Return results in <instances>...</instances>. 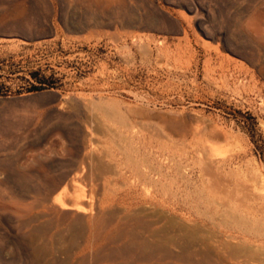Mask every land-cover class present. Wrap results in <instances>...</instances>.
I'll list each match as a JSON object with an SVG mask.
<instances>
[{
    "label": "rangeland",
    "instance_id": "1",
    "mask_svg": "<svg viewBox=\"0 0 264 264\" xmlns=\"http://www.w3.org/2000/svg\"><path fill=\"white\" fill-rule=\"evenodd\" d=\"M0 264H264V0H0Z\"/></svg>",
    "mask_w": 264,
    "mask_h": 264
},
{
    "label": "bare ground",
    "instance_id": "2",
    "mask_svg": "<svg viewBox=\"0 0 264 264\" xmlns=\"http://www.w3.org/2000/svg\"><path fill=\"white\" fill-rule=\"evenodd\" d=\"M213 164H215V163H213ZM209 165H210V163H209ZM144 169H142V167H140V166L137 168V173L141 176V178L146 179V180H150L151 182L155 183L156 185L161 183L160 179L157 180V179L153 178L151 173L148 172V171H145ZM261 179H262V177H261ZM66 194H68V193H66ZM259 194H260V192H259ZM258 197H260V195ZM63 198L64 197H62V199L58 200L61 208L70 209V210H76V211H79V212L82 210L83 202L85 201V199H84V197L82 195H78L77 194V195H74V196L67 197L68 199H63ZM226 206H228V205L225 204V207ZM179 210H181L184 213L185 217L187 218V221L185 220L184 222L181 223V225L179 227L176 228L177 229L176 230L177 231V236H179V238L187 239V241L189 240L190 242L191 241L192 242L195 241V242H197V244L199 243V244H202V245H208V244H210L212 242V240L215 239L213 237L214 233L216 235V232L219 231V235L222 234V235L228 237V239H230V238L231 239H238V240H241V241L244 240V239L247 240L246 239L248 237L247 231L243 230V228H239V227H243L244 220L241 218L243 220V221H241L239 216H237V215H239V213L236 214L235 213L236 211L234 213L240 219L239 221H241L240 223L242 225L239 224L240 226H231L232 225V224H230L231 223V221H230L231 219L230 220L228 219L230 217L229 213L231 211L228 210L227 208L226 209L217 208L214 211H211V210H208V209L202 210L201 207L194 206L189 201H187L186 202V206L184 208H182V209L180 208ZM232 213H231V216L233 215ZM245 217H246V215H245ZM233 218H236V217L233 216ZM245 220H247V222H249L251 219L247 218ZM159 221H160V219H159ZM157 222H155V223H157ZM192 222L194 224H190ZM232 222H233V225L236 224L235 220H233ZM158 223H160V222H158ZM161 228L160 227L158 228L159 232L161 231V230H159ZM206 232H210L211 234H213L212 237H211V234L209 236V234L207 235ZM160 234H161V232H160ZM155 235L158 236V234H156V232H155ZM155 235H153V237ZM219 235L217 234L216 236L218 238H221V236H219ZM226 237H224V238H226ZM162 239L159 242H157V243L163 244L165 242V240H162ZM156 240H158V239H156ZM214 241H216V239ZM166 242H169L170 243L169 245H171V244H175L176 245L177 244V239L174 236V237H172L170 239L168 238V240L166 239ZM216 245H217V243H216ZM186 255H188V254H185V256Z\"/></svg>",
    "mask_w": 264,
    "mask_h": 264
},
{
    "label": "trees",
    "instance_id": "3",
    "mask_svg": "<svg viewBox=\"0 0 264 264\" xmlns=\"http://www.w3.org/2000/svg\"><path fill=\"white\" fill-rule=\"evenodd\" d=\"M23 80L27 83L28 89L32 91L56 87V81L52 78H47L41 69L31 71L29 77H24Z\"/></svg>",
    "mask_w": 264,
    "mask_h": 264
},
{
    "label": "water",
    "instance_id": "4",
    "mask_svg": "<svg viewBox=\"0 0 264 264\" xmlns=\"http://www.w3.org/2000/svg\"><path fill=\"white\" fill-rule=\"evenodd\" d=\"M45 38H42V37H35V38H29V39H26L27 42H38V41H41ZM46 94L52 96L56 101H59L61 99V95L58 94L57 92H46Z\"/></svg>",
    "mask_w": 264,
    "mask_h": 264
}]
</instances>
